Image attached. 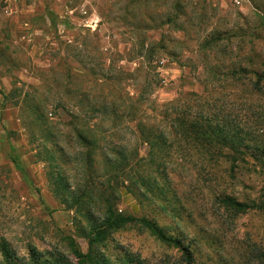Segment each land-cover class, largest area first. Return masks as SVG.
I'll list each match as a JSON object with an SVG mask.
<instances>
[{
	"label": "rangeland",
	"instance_id": "1",
	"mask_svg": "<svg viewBox=\"0 0 264 264\" xmlns=\"http://www.w3.org/2000/svg\"><path fill=\"white\" fill-rule=\"evenodd\" d=\"M143 23L151 29L140 31ZM145 39L151 61L139 56ZM240 67L247 69L242 81L224 76ZM263 68L264 0H0V238L22 254L31 243L42 251L59 248L76 262L73 247L89 251L78 228L88 208H69L67 192H56L50 175L58 176L55 162L73 185L84 175L75 160L76 126L99 121L111 131L107 141L116 145L120 137L112 117L101 125V119L75 120L70 110L101 96L129 105L134 83L143 92L146 70L157 71L152 97L158 103L182 91L211 92L218 107L232 106L264 142V97L252 93L249 79ZM120 129L122 141L146 158L149 145ZM59 147L67 163L58 159ZM212 152L220 157L175 142L165 164L133 167L150 186L136 184L133 193L119 182L110 196L123 213L153 219L182 243L162 241L136 220L108 230L94 245L97 257L111 264L127 255L144 264H187V245L193 264H263L257 253L264 248V166L246 156L232 167L221 156L226 148ZM95 153L102 175V153ZM229 196L247 205L233 207Z\"/></svg>",
	"mask_w": 264,
	"mask_h": 264
},
{
	"label": "trees",
	"instance_id": "2",
	"mask_svg": "<svg viewBox=\"0 0 264 264\" xmlns=\"http://www.w3.org/2000/svg\"><path fill=\"white\" fill-rule=\"evenodd\" d=\"M144 24L138 27L140 31L151 29L147 24ZM140 43L139 56L151 61L149 56L153 55V50L149 41L145 39ZM243 70L247 69L245 67L233 68L224 76L232 80L239 79L242 81L243 76L241 74L243 72L241 71ZM252 72L254 75L249 78L250 80L254 78V81L251 82L252 93L264 97V68L262 71L254 70ZM156 73L158 74L157 71ZM119 74H121L120 78L122 79V71ZM157 74L153 76L150 71L146 70L144 75L146 87L143 92L136 88L138 83H134L135 93L133 95L128 93L129 105L112 99L107 100V96H101L102 99L89 100L85 109L76 107L75 111H69L75 120L83 118L97 122L96 119H101V125H104L102 123L104 120L112 117L115 126L113 128L117 129L115 135L120 137V141H116V145L107 141L106 135L111 131L110 129H100L99 121L94 123L92 127L86 125L82 128L77 126L74 128L80 145L75 160L84 169V175L77 184L74 183L75 185H73L68 180L65 181L66 177H63L60 163L55 162V165L53 163V159L57 157L53 153L49 157L50 162L58 171V176L54 172L50 175L55 178L54 188L56 192L61 193V190L62 194L67 192L63 202H66L69 208L76 206L77 208L81 207V209L85 206L88 208L87 212L83 213L86 223L77 222H80L78 228L81 234L88 239L89 251L83 253L79 248L73 247L71 250L73 257L78 260L76 262L74 258L59 248L52 251H42L30 243L27 245L26 253L22 254L9 240L2 237L0 238V264H111L109 260L97 257L94 245L104 239L108 230L121 228L126 223L136 220L142 221L158 239L182 243L180 238L168 234L166 229L153 219L147 217L139 219L135 215L125 214L119 210L116 203H112L110 200L111 195L114 198L119 192L121 186L119 182L133 193L136 184L145 187L150 186V179L139 171L136 174L133 167L136 166L138 169L142 162L154 167L160 164L162 159L164 163V154L168 156L171 146L180 140H183L186 145L206 148L210 159L220 157V155L212 152V149L222 151L226 148L227 154L221 156L227 160V163H231L232 167H235L240 160H244L246 156L259 161L264 166V142L257 141L255 138L256 131L250 126L243 125L240 115L232 106H225L224 104L223 106L219 105L222 107H218L215 102L219 98H214L213 93L196 91H182L174 99L166 103H158L152 97L160 84L159 79L156 78ZM108 78L111 79V77ZM119 96L120 101L124 96ZM222 96L226 97V95ZM141 103H144L145 107ZM127 117L130 125L126 123ZM124 126L129 128L130 133L137 137V144L139 141H143L149 145V155L146 158L140 157V149L137 145L131 147L130 144H127L128 142L122 141L123 136H120L122 129L120 128ZM96 131H99V134ZM50 135H52L51 132ZM59 149L60 152L64 150L62 147ZM97 149L100 150L103 158L102 175L98 173L99 167L97 165L99 162L95 155ZM61 154L58 159L67 163L64 152L62 151ZM126 182H128L127 185ZM95 195L96 198L101 196V201L95 199ZM227 199L236 208L247 205L230 196ZM91 206H94L95 209ZM96 209L100 214L97 213ZM183 250L186 263L193 264L195 261L193 252L187 245L183 246ZM135 257L127 255L122 259L121 264H144L138 257ZM257 259L264 264V248L258 249Z\"/></svg>",
	"mask_w": 264,
	"mask_h": 264
}]
</instances>
